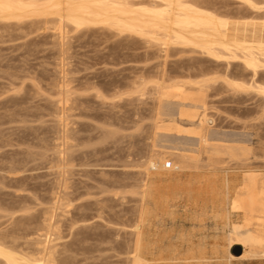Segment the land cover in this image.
Returning <instances> with one entry per match:
<instances>
[{
	"label": "rangeland",
	"instance_id": "1",
	"mask_svg": "<svg viewBox=\"0 0 264 264\" xmlns=\"http://www.w3.org/2000/svg\"><path fill=\"white\" fill-rule=\"evenodd\" d=\"M251 1L195 4L228 20L229 40L264 43V0ZM58 18L0 22V237L60 264H129L137 238L149 264H264L227 240L246 174L264 178V70ZM178 87L190 98H160ZM178 155L200 169L145 175ZM158 175L187 187L142 204Z\"/></svg>",
	"mask_w": 264,
	"mask_h": 264
},
{
	"label": "bare ground",
	"instance_id": "2",
	"mask_svg": "<svg viewBox=\"0 0 264 264\" xmlns=\"http://www.w3.org/2000/svg\"><path fill=\"white\" fill-rule=\"evenodd\" d=\"M144 1L145 0H0V22H20L25 19H43L48 16L58 15V20L61 21V23L66 22L78 30L92 26H104V28L108 27L111 28V30H116L119 34H127L136 36L140 39H147V41H151L150 43L153 44L154 42V44L156 43L163 48L172 45L182 46V48L206 55L214 61L228 63V66L230 63L241 62L247 71L253 73L252 77L258 75L260 70H264V43H253L246 40H229L228 20L220 17L221 15L217 16L213 11H209L205 9V7H203L204 9L200 8L196 5L197 3L195 4L196 0H146L149 4L147 2L143 3ZM244 2L250 6L254 4L251 0H244ZM256 81H253V86L256 85ZM258 86H255V88H259L258 90H261L264 95V88ZM204 93L201 94L203 95ZM159 96L164 100H173L176 98L187 100L190 98L184 95L183 87H178L174 91L161 92ZM196 97L200 99L199 96L196 95ZM204 111L206 112V110ZM205 116L204 114L200 122L203 126L207 124L208 121ZM156 129L165 133H172L174 130L178 133L186 132L176 129L173 124L159 125ZM202 139L205 140V138ZM205 142L206 141H204V143ZM170 159L172 162L165 161V157H157L155 159L153 157L146 166L147 173H145V175H150L149 172L151 170H158L159 168L165 169L166 164L171 163V165L174 166L173 169L171 166V169L180 174H178L177 177H181L191 172L192 169L194 170L197 166L193 163V159L188 156L178 155ZM197 168H199V166H197ZM13 170L14 169L11 171ZM258 175L253 172L246 174L244 184L239 188L238 197L231 204V210L243 214L245 221L243 224L234 225L227 239L229 240L230 247L234 245L242 246L244 250L241 258L243 257L251 260L257 258L264 259V237L254 233V229L256 228L264 229V178ZM177 177L172 178V176L158 175L150 180L144 178L140 184L141 187L139 186L141 189L139 195L142 204L146 202L153 203L157 197L163 196L162 192H165L167 189L174 191L177 189H184V187L186 188L187 186L183 184L184 182L180 183ZM168 178H172L171 181L173 182L166 183L167 180H170ZM155 180H160L161 185L158 183L159 186H157ZM17 182L19 181L16 180V184ZM49 224L51 223L48 222L47 225L50 226ZM48 228L49 227H47V229ZM261 232L262 231L259 233ZM140 239L137 238V240H135L136 242L134 241V257L133 260L131 258L132 261L130 260L131 263L129 264H149V262L144 260L141 256L142 240ZM14 240L16 239L14 238ZM14 242L15 241L9 243L5 238L0 237V263L60 264L52 255L45 257L46 255L44 254L45 256L41 259H33L32 257L35 258V256H30L29 252L19 249L14 245ZM41 250L40 248V251ZM45 252L50 253L48 249ZM40 254L42 255V253Z\"/></svg>",
	"mask_w": 264,
	"mask_h": 264
},
{
	"label": "water",
	"instance_id": "3",
	"mask_svg": "<svg viewBox=\"0 0 264 264\" xmlns=\"http://www.w3.org/2000/svg\"><path fill=\"white\" fill-rule=\"evenodd\" d=\"M234 254H236L237 256H240L241 249L240 248L235 249Z\"/></svg>",
	"mask_w": 264,
	"mask_h": 264
},
{
	"label": "built area",
	"instance_id": "4",
	"mask_svg": "<svg viewBox=\"0 0 264 264\" xmlns=\"http://www.w3.org/2000/svg\"><path fill=\"white\" fill-rule=\"evenodd\" d=\"M171 166H172L171 163H167L166 166H165V169L169 170V169H171Z\"/></svg>",
	"mask_w": 264,
	"mask_h": 264
}]
</instances>
